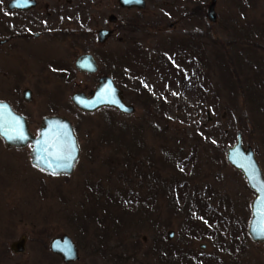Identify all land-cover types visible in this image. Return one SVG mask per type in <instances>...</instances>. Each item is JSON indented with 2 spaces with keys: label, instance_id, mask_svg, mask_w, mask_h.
I'll return each mask as SVG.
<instances>
[{
  "label": "rangeland",
  "instance_id": "1",
  "mask_svg": "<svg viewBox=\"0 0 264 264\" xmlns=\"http://www.w3.org/2000/svg\"><path fill=\"white\" fill-rule=\"evenodd\" d=\"M8 1L0 0V41L9 39L0 44V98L29 117L35 134L56 107L73 121L81 154L73 174L52 176L32 164L29 147L0 137V264H162L157 252L166 241L221 264H264V242L247 233L255 192L227 160L241 132L264 171V0H217L216 21L212 0H147L141 9L119 0H38L16 16ZM54 9L64 11L62 22L47 18ZM25 18L29 31L10 39L13 20ZM123 22L133 26L118 27ZM65 23L87 38L72 48L66 38L34 36ZM103 27L116 30L97 44ZM86 51L100 62L96 75L67 81L51 68L74 66ZM105 73L134 112L72 104L73 92H89ZM178 182L186 184L180 200ZM199 198L216 210L210 223L208 212L195 214ZM64 234L80 249L77 261L51 251ZM22 237L25 252H14Z\"/></svg>",
  "mask_w": 264,
  "mask_h": 264
},
{
  "label": "water",
  "instance_id": "2",
  "mask_svg": "<svg viewBox=\"0 0 264 264\" xmlns=\"http://www.w3.org/2000/svg\"><path fill=\"white\" fill-rule=\"evenodd\" d=\"M36 2V0H10L8 6L11 9H26L34 7ZM120 2L123 6L129 8L134 6L145 8L147 5L146 0H120ZM216 4L217 0H212L209 5L208 16L212 21H216L217 18ZM115 18H117L115 15L110 16V19L113 21ZM111 33L112 31L109 29H101L99 31V40L101 42L106 41ZM77 66L80 70L86 72H96L98 69L97 60L92 54L81 55L77 60ZM31 93L32 92L29 89L25 91V98L27 100L32 99ZM73 102L80 109L87 112H94L102 107H114L124 113H132L135 110V106L133 104L126 102L123 97V90L110 75H105L100 78L99 84L90 96L83 92L75 93L73 95ZM0 104L7 105V108L0 113V125H3V127H0V136L5 140L8 146L24 148L31 144L33 147L30 155L31 162L34 166L51 175H53V168H56L58 173L57 175L73 174L81 154V148L75 126L67 116L59 114L46 116L42 120V126L39 128V134L35 135L30 128L28 118L24 114L16 111L11 103L6 100H0ZM16 118H18L20 124H22L23 133L26 139H9V136L16 135V133L12 130L13 126L11 123ZM5 132L8 134L5 135ZM64 133H68L69 135L65 137L63 135ZM58 134L62 139L74 141L76 144V151L74 153L75 158L71 161L72 166L70 168L57 167V164L61 162L57 161L54 157L48 155V153L44 151L47 147L45 140L47 139L51 141L52 137L57 136ZM48 151L51 152L52 149L49 148ZM38 156L43 157V159L38 160ZM227 160L232 166L243 173L250 188L257 193L251 206L253 216L250 221L248 231L256 242H264V234H260L262 221H264V216H261L260 214V209L262 208L261 199L264 197V192L261 191V181H264V171L257 158L254 148L251 145L246 146L244 144L241 132H238L237 142L228 148ZM49 162L52 167H49ZM249 170L254 171L256 176L254 180L249 179ZM174 233V231L169 232V239L173 238ZM25 244L26 241L23 238L15 241L12 244V248L15 252L22 253L26 250ZM50 248L54 254H57L62 258L64 263L77 261L80 257V249L77 243L73 237L68 234L54 237L51 240Z\"/></svg>",
  "mask_w": 264,
  "mask_h": 264
},
{
  "label": "flooded vegetation",
  "instance_id": "3",
  "mask_svg": "<svg viewBox=\"0 0 264 264\" xmlns=\"http://www.w3.org/2000/svg\"><path fill=\"white\" fill-rule=\"evenodd\" d=\"M10 1V0H9ZM9 1L7 2V8H8V10H9V12H12L13 14H14V16H16V15H24L25 13H28L29 11H31V10H33V9H35L37 6H38V0H36L37 2H36V5L34 6V7H31V8H26V9H18V8H14V9H11V8H9V6H8V3H9ZM146 4H147V0H146ZM119 5L123 8V9H128L129 7H126V6H123L122 4H121V2H120V0H119ZM133 8H136V9H141V7H138V6H134V7H131V8H129V9H133ZM52 13L54 14L55 13V15H56V17H57V19H59L60 18V20L61 19H63V17H65L64 15V11L62 10H57V9H54V10H52V11H47V18H49L50 16H52ZM49 16V17H48ZM110 16H111V14H110ZM110 16H109V20L111 21V22H114V21H116L117 20V18H115V20L113 21V20H111L110 19ZM66 17H70V16H68V15H66ZM69 20V19H68ZM68 20H66L65 22H67ZM22 22L24 23V25H27V23H28V21H27V19L25 18V20H22L21 22L19 21V19H14L13 20V22L11 23V25H12V27H10L9 28V31H11L13 34L11 35V37H10V39H12L14 36H16V34L15 33H17V32H19V31H21V32H19L20 33V36H24L25 35V33H26V31L28 30L29 31V26H22ZM60 22H62V20L60 21ZM68 23V22H67ZM67 23H65L66 25L64 26V25H61V26H57V27H49V28H46V30L45 31H43V32H36L35 34H34V36L35 37H40V36H44V37H46L47 38V40H49L50 42H53V41H55V40H64V38H66L67 39V41H68V44H70L71 45V47L73 48V46L74 45H76V43H78L77 41H78V39H80V38H83V39H86L87 37L85 36V34H84V31H83V29H79V28H76V27H71V28H69V27H67L68 25H67ZM129 24L130 25H132L133 26V23H126V22H123L122 24H119V26L118 27H121V28H127L128 26H129ZM23 27V28H22ZM26 28H28L27 30H26ZM101 29H109V30H111L112 31V33L114 34L115 33V30L116 29H114V28H106V27H103V28H100V29H98L97 30V32H95L96 33V36H97V38H96V40H97V44H104V42H101L100 40H99V31L101 30ZM82 32V33H80V32ZM45 32V34H42V33H44ZM86 32H89V31H86ZM111 33V34H112ZM91 34V33H90ZM109 38H110V36H109ZM9 42V39L8 38H6V39H2L1 41H0V44H6V43H8ZM83 54H92L93 56H95V58H96V60H97V63H98V69H97V71L96 72H86V71H82V70H80V68L77 66V60L79 59V57L81 56V55H83ZM127 67L128 66H124V69H127ZM51 68L53 69V70H55L56 72H58V73H60V75H61V78L62 79H65V80H67V81H72V80H76V78H77V73H83V74H86V75H96V74H98L99 73V71H100V62H99V60H98V58H97V56L95 55V54H93L92 52H90V51H86V52H84V53H82V54H79L78 56H77V58H76V60H75V62H74V66H71L70 64H69V62H61V61H55V62H53L52 64H51ZM105 75H110V74H107V73H105V74H102L100 77H99V79H98V82H97V84H96V86L99 84V81H100V78L102 77V76H105ZM112 76V75H111ZM95 86V87H96ZM95 87L92 89V90H90L89 92H86L85 90H76L75 92H73L72 93V95H71V102H72V104L73 105H75L78 109H80L74 102H73V95L75 94V93H77V92H83V93H85L86 95H88V96H90L91 94H92V92H93V90L95 89ZM31 90V95H32V99H33V95H34V93H33V90L31 89V88H25L23 91H22V96H23V99L25 100V101H27V102H30L32 99H30V100H27L26 98H25V91L26 90ZM123 90V89H122ZM61 94V93H60ZM123 96H124V94H123ZM0 100H6V99H1L0 98ZM6 101H8V102H10L11 103V105L13 106V108L16 110V111H18L16 108H15V106L13 105V103L11 102V101H9V100H6ZM81 111H83L82 109H80ZM18 112H20V111H18ZM83 112H86V111H83ZM20 113H22V112H20ZM22 114H24V113H22ZM65 115V114H62V113H60L57 109H56V107L55 108H53V110H52V113L51 114H49V115ZM25 115V114H24ZM49 115H46V116H49ZM27 118H28V120H29V125H30V127H31V123H30V119H29V117L27 116V115H25ZM46 116H44L43 118H45ZM65 116H67V115H65ZM68 117V116H67ZM43 120V119H42ZM42 120H41V123H40V126H39V128L42 126ZM30 148V150H29V152H31V149H32V145H29V146H27V147H24V148ZM20 149V148H19ZM30 157H31V155H30ZM38 169V168H37ZM39 170H41V169H39ZM42 171V170H41ZM250 188V187H249ZM251 189V188H250ZM252 190V189H251ZM253 191V190H252ZM255 192V191H254ZM255 196H256V193H255ZM255 196L253 197V200H254V198H255ZM206 199V198H205ZM253 200H252V202H253ZM208 201V199H206V202ZM252 202H251V205H250V209H251V214H252V216H253V212H252ZM198 206V205H197ZM198 212L199 213H203L202 211H201V209L200 208H195V214H198ZM206 212H208V215H209V217L208 218H206L205 219V222L206 223H210L211 222V220H210V218H211V216L212 217H215V214H213V212H215L216 213V210H210L209 208H207V210H206ZM206 212H204V213H206ZM252 216H251V219H250V221L252 220ZM212 219V218H211ZM250 221H249V224H248V228H247V233L249 234V236L251 237V239L254 241V242H256L253 238H252V236L250 235V233H249V225H250ZM203 228H206L205 226L203 227ZM24 237H22L21 239H23ZM168 238H169V235H168ZM20 239V240H21ZM25 239V238H24ZM25 241H26V239H25ZM15 242V241H14ZM13 242V243H14ZM259 242H263V241H259ZM12 243V244H13ZM12 246V245H11ZM201 247L202 248H205L206 247V244H201ZM11 249L13 250V248L11 247ZM14 251V250H13ZM15 252V251H14ZM192 253H191V256H190V260L192 261V262H194V264L196 263V264H216V262L219 260V259H217L218 257H214V258H212L211 259V257H213V256H210V257H204V256H202V255H196V254H194V251H191ZM23 253V252H22ZM204 257V258H203ZM206 258V259H205ZM220 262V261H219Z\"/></svg>",
  "mask_w": 264,
  "mask_h": 264
},
{
  "label": "snow or ice",
  "instance_id": "4",
  "mask_svg": "<svg viewBox=\"0 0 264 264\" xmlns=\"http://www.w3.org/2000/svg\"><path fill=\"white\" fill-rule=\"evenodd\" d=\"M6 108L7 105L0 104V113H2L3 110H5ZM11 123L13 126L12 130L16 133V135L9 136V139H22V140L26 139L23 133L22 124H20L19 119L16 118ZM0 127H3V125H0ZM4 134L7 135L8 133L5 132ZM63 135L67 137L69 134L64 133ZM45 144L47 145V147L44 149V151L47 152L48 155L54 157L57 161L61 162L57 164V167L70 168L72 166L71 161L75 158L74 153L76 151V144L74 141L62 139L61 136L58 134L57 136L52 137L51 141L46 139ZM49 148L52 149L51 152L48 151ZM37 159L42 160L43 157L38 156ZM49 167H52L50 162H49ZM52 174L53 175L58 174L56 168L52 169ZM248 175L250 180H254L256 178L255 173L252 170H249ZM261 191L264 192V181H261ZM261 204H262V208L260 209V214L261 216H264V197H262L261 199ZM260 234H264V221H262Z\"/></svg>",
  "mask_w": 264,
  "mask_h": 264
},
{
  "label": "trees",
  "instance_id": "5",
  "mask_svg": "<svg viewBox=\"0 0 264 264\" xmlns=\"http://www.w3.org/2000/svg\"><path fill=\"white\" fill-rule=\"evenodd\" d=\"M228 72L230 73V80L233 79L234 75L233 73L230 72V69H228ZM245 93V90H243ZM251 93V91H250ZM152 97H155L152 95ZM157 99V97L153 98L152 101L150 102L151 104L154 105V101ZM253 123V122H252ZM175 160L177 162L181 163V166L186 165V160L185 158H181L180 156H178V158H175ZM181 184V185H180ZM186 184L185 183H179L178 182V186H176V193H177V198L180 200V198L182 197V195L184 193H186L184 190H182V188L184 189V186ZM175 188V186H174ZM172 192V189H171ZM187 194V193H186ZM197 203V207L200 208L201 210H203L204 212H206L208 206L206 203V200H201L200 198L197 199L196 201ZM213 214H216L215 212H213ZM75 218L76 215H74ZM212 217V216H211ZM188 244V242H186ZM162 245L160 246V250L159 253L157 252L158 255H160V257L162 258V264H194V262H192L190 260V256H191V251L189 248H187V246H184V244H178V243H172V242H162ZM193 251V250H192ZM218 259V258H217ZM121 264H126V261L121 262ZM217 264H221L219 261L217 262Z\"/></svg>",
  "mask_w": 264,
  "mask_h": 264
}]
</instances>
